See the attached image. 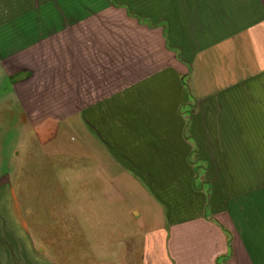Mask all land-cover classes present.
I'll return each mask as SVG.
<instances>
[{
    "label": "crops",
    "instance_id": "0c3cea01",
    "mask_svg": "<svg viewBox=\"0 0 264 264\" xmlns=\"http://www.w3.org/2000/svg\"><path fill=\"white\" fill-rule=\"evenodd\" d=\"M142 13L112 55L104 42L78 51L57 15L19 25L15 50L1 47L17 67L3 74L0 162L19 178L24 162L70 165L63 188L81 197L65 207L118 203L104 245L121 264H264V0H146ZM10 183L0 178L5 263L15 236L54 225L31 227Z\"/></svg>",
    "mask_w": 264,
    "mask_h": 264
},
{
    "label": "rangeland",
    "instance_id": "374dc122",
    "mask_svg": "<svg viewBox=\"0 0 264 264\" xmlns=\"http://www.w3.org/2000/svg\"><path fill=\"white\" fill-rule=\"evenodd\" d=\"M145 7L146 0H0V94L8 90L6 86L10 81L3 74L6 71L12 74L15 72L13 65L17 67L16 63L12 62L17 55H3L1 47L6 50L14 48L11 44L16 42L13 37L19 25L32 23L34 16L49 18L57 15L58 18L62 17L56 24L57 30L64 34L72 31L74 47L78 48V51L79 47L103 46L104 42L106 53L112 55L114 48L121 43L127 45L133 32L140 30L134 27L136 24L130 21L128 14L139 11L143 12L140 16L145 17ZM45 24L55 26L52 23ZM94 36L96 38L91 39ZM63 37L65 38L64 35ZM16 109L18 108L15 107L14 110ZM8 163L0 162V178L10 173V192H15L23 205L28 223L32 227L35 225V218H39L42 227H50L53 222L54 225H51L53 229L50 231H31V234L27 232L26 240H20L19 244L18 237L15 236L12 241L14 246L10 247L9 263L1 262L0 257V264H121L119 247L104 245L116 241V230L121 224L115 212L118 203L107 199L81 198L84 205L81 208L75 207V204L65 207L64 201L68 204L71 199L81 197L80 194L75 196L76 192L70 188H63H67L66 177L70 172H74V168L65 166L62 162H56L55 167L39 162H24L23 164H26L22 166L19 178L17 162H10V165ZM201 164L203 167H200V172L203 178L211 179L212 175L215 176L209 163ZM76 175L75 177L79 178V174ZM253 185L251 184L252 192H259L261 188ZM258 196L254 193L251 197V226L257 223L255 203ZM33 208L38 210L37 214H33ZM9 210L10 220L16 224L17 218L13 214L12 206ZM106 215H109V218ZM49 219H53V222ZM34 238L36 241H33ZM41 248L42 251L39 250Z\"/></svg>",
    "mask_w": 264,
    "mask_h": 264
},
{
    "label": "water",
    "instance_id": "95a60500",
    "mask_svg": "<svg viewBox=\"0 0 264 264\" xmlns=\"http://www.w3.org/2000/svg\"><path fill=\"white\" fill-rule=\"evenodd\" d=\"M40 250L42 251V248Z\"/></svg>",
    "mask_w": 264,
    "mask_h": 264
}]
</instances>
